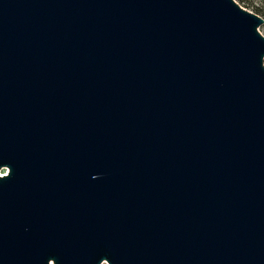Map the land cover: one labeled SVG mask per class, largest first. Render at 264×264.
I'll return each mask as SVG.
<instances>
[{"label":"water","instance_id":"obj_1","mask_svg":"<svg viewBox=\"0 0 264 264\" xmlns=\"http://www.w3.org/2000/svg\"><path fill=\"white\" fill-rule=\"evenodd\" d=\"M263 22L0 0V264H264Z\"/></svg>","mask_w":264,"mask_h":264},{"label":"rangeland","instance_id":"obj_2","mask_svg":"<svg viewBox=\"0 0 264 264\" xmlns=\"http://www.w3.org/2000/svg\"><path fill=\"white\" fill-rule=\"evenodd\" d=\"M243 8L256 13L264 20V0H235ZM259 31L264 35V22L258 27ZM3 169L1 172H5ZM2 174V173H1ZM106 264V263H102Z\"/></svg>","mask_w":264,"mask_h":264}]
</instances>
